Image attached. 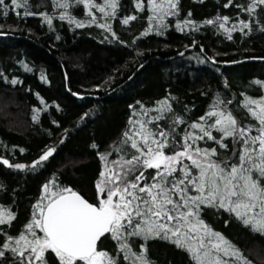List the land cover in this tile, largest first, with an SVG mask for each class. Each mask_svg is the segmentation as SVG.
Segmentation results:
<instances>
[{"label":"trees","instance_id":"16d2710c","mask_svg":"<svg viewBox=\"0 0 264 264\" xmlns=\"http://www.w3.org/2000/svg\"><path fill=\"white\" fill-rule=\"evenodd\" d=\"M249 2L233 0L225 8L227 0H179V15L167 17L169 27L163 35L152 31L142 36L149 23L147 0L143 12L136 9L135 0H119L116 18L109 19L118 39L96 24L77 28L67 20L61 21V10L53 9L51 0L31 3L33 11L55 13L53 30L42 23L40 16L24 17L23 8L10 11L7 17L0 15V156L28 166L27 170H16L0 164V205L16 213L11 227H0L18 235L30 220L42 185L53 179L96 202L95 181L102 164L92 144L98 145L99 151H111L114 144L120 143L132 115L129 105L138 111L144 105L150 110L145 117L148 119L157 115V101L167 99L172 112L165 108V119L159 121L167 126L173 114L186 121L197 120L219 94L232 101L227 107L242 123L255 124L242 101L245 95L264 96V87L255 83L264 81V32L260 30L264 15L250 16L236 7ZM16 11L21 15L17 16ZM70 11L77 19H90L82 4ZM93 13L103 22L98 9L94 8ZM127 15L138 18L124 25L122 18ZM217 15L230 17L226 27L236 25L232 39L223 29L217 30V23H204ZM178 19H190L196 27L179 31ZM241 19L251 21V32L247 28L239 30ZM194 41L195 47L191 46ZM42 75L46 79H41ZM13 78L19 81L15 85L10 82ZM34 108L41 109L37 121L32 119ZM84 113L88 116L82 120ZM184 127L181 124L177 130ZM225 143L228 149L217 145L218 158L231 155V138ZM51 146L57 149L53 156L31 170L32 162ZM117 155L113 153L110 159ZM202 215L252 264H264V235L229 219L227 213L216 215L210 210ZM3 239L0 234V241ZM102 240L98 247L115 253L116 242ZM139 243L143 241H137V250ZM148 257L154 264H193L184 250L159 239L148 241Z\"/></svg>","mask_w":264,"mask_h":264},{"label":"snow or ice","instance_id":"6c2138e0","mask_svg":"<svg viewBox=\"0 0 264 264\" xmlns=\"http://www.w3.org/2000/svg\"><path fill=\"white\" fill-rule=\"evenodd\" d=\"M232 3L233 0H227L224 7ZM81 4L90 17L87 21L77 19L70 11L74 5ZM119 6V0H103V3L51 0V7L61 10V21L67 20L77 28L86 23L96 24L117 39L109 19L116 18ZM135 6L143 12L144 0H135ZM147 7L149 23L140 33L142 36L152 31L163 35L169 27L167 17L179 15V0H147ZM236 7L250 16L264 15V0H250L246 6L237 4ZM21 8L24 17L40 16L42 23L53 30L55 13L33 11L31 0L8 3L0 0L3 17ZM94 8L102 14L103 22L93 13ZM15 14L21 15L19 11ZM137 18L124 16L122 24L128 25ZM229 20L227 15H217L204 23H217V30L223 29L227 38L232 39L236 25L226 27ZM238 23L240 31L253 30L250 20L241 19ZM187 26L195 28L196 24L190 19L176 21L179 31ZM260 30L264 32V23ZM191 46H196L195 41ZM23 67L31 71L27 64ZM41 79L46 77L42 75ZM10 82L15 85L19 81L13 78ZM255 83L264 87V81ZM40 99L43 104V98ZM231 103L218 94L208 111L197 120L186 121L183 116L173 114L168 117L167 126L159 123L165 119V108L172 112L167 99L157 101V115L148 119L145 117L150 110L144 105L141 104L139 111L129 105L132 115L120 143L114 144L111 151H99V146L92 144L102 164L95 181L96 202H90L80 192L58 184L55 179L43 184L23 230L13 236L0 227L4 237L0 241V264H154L148 257V241L156 239L184 250L193 264H252L238 246L213 229L202 215L210 210L216 215L227 213L229 219L264 235V96L245 95L242 101L255 124L242 123L227 107ZM56 107L59 110V105ZM40 111L33 109V121L39 119ZM87 116L84 113L81 119ZM53 123L59 122L53 120ZM181 124L186 127L178 131ZM227 138H231V155L218 158L217 145L228 149ZM56 150L55 146L47 147L32 162L31 170L47 161ZM113 153L118 155L110 159ZM0 164L16 170L28 169L26 164H13L2 156ZM15 217L16 213L0 205V225L11 227ZM228 222V219L224 221ZM102 238L116 242L115 253L98 247V242L103 243ZM137 241H143L138 250Z\"/></svg>","mask_w":264,"mask_h":264},{"label":"water","instance_id":"95a60500","mask_svg":"<svg viewBox=\"0 0 264 264\" xmlns=\"http://www.w3.org/2000/svg\"><path fill=\"white\" fill-rule=\"evenodd\" d=\"M103 239V238H102ZM98 245H99V242H98Z\"/></svg>","mask_w":264,"mask_h":264},{"label":"flooded vegetation","instance_id":"af4514ba","mask_svg":"<svg viewBox=\"0 0 264 264\" xmlns=\"http://www.w3.org/2000/svg\"><path fill=\"white\" fill-rule=\"evenodd\" d=\"M7 168V166H5Z\"/></svg>","mask_w":264,"mask_h":264}]
</instances>
